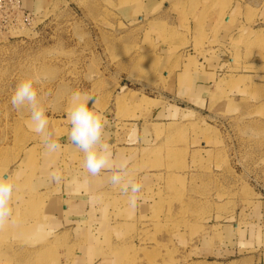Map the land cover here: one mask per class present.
Wrapping results in <instances>:
<instances>
[{"label": "rangeland", "instance_id": "374dc122", "mask_svg": "<svg viewBox=\"0 0 264 264\" xmlns=\"http://www.w3.org/2000/svg\"><path fill=\"white\" fill-rule=\"evenodd\" d=\"M147 1L49 0L30 25L0 24V176L15 186L0 264H264V52L232 44V61L210 69L216 42L188 35L225 1L161 0L145 14ZM125 6L143 20L125 22ZM24 78L54 154L10 104ZM74 91L117 126L114 158L143 185L135 208L67 145ZM42 177L51 191L33 189ZM69 193L84 204L66 224L54 200Z\"/></svg>", "mask_w": 264, "mask_h": 264}, {"label": "clouds", "instance_id": "9594fccd", "mask_svg": "<svg viewBox=\"0 0 264 264\" xmlns=\"http://www.w3.org/2000/svg\"><path fill=\"white\" fill-rule=\"evenodd\" d=\"M93 100L87 92L74 91L68 100L66 117L69 121V141L83 154V168L92 176L102 171L111 172L109 181L113 186L128 195L129 204L135 208L143 185L128 175V160L114 158L110 143L105 142L104 117L90 107ZM10 104L15 109L29 110V127L41 138L46 153L54 154L61 145L49 132V120L46 110L41 106L37 89L32 78L20 80L10 97ZM54 181L60 180L59 173H50ZM12 178L0 176V225L8 222L12 215L11 200L14 193Z\"/></svg>", "mask_w": 264, "mask_h": 264}, {"label": "crops", "instance_id": "0c3cea01", "mask_svg": "<svg viewBox=\"0 0 264 264\" xmlns=\"http://www.w3.org/2000/svg\"><path fill=\"white\" fill-rule=\"evenodd\" d=\"M49 0H24L23 5L24 9L31 14L40 12ZM161 0H148L143 3L142 10H145V14H149V11L153 6H158ZM219 9L213 10L210 13L209 18L201 24L200 22L196 26H192L190 29L189 37L193 38H206L212 42H216L214 47H210V44L205 43L206 50L214 51L218 55V59L214 58L217 62L208 66V68L213 69L218 66H223L227 61L231 62L232 60L228 58L227 53L229 52V46L235 45L238 47L236 54L243 52V47L252 46L254 51L256 50L257 57H260V53L264 52V0H224ZM228 6V7H227ZM120 16L124 19L125 22H133L136 20L142 21V15L135 16L134 11L129 9V6L122 7L119 10ZM122 19V20H123ZM197 45L201 47L203 43H200L198 39L197 43L192 41V47ZM262 50V52H261ZM222 57L228 59H222ZM257 61V60H256ZM258 61H262V58H258ZM259 66H264L263 64H258ZM208 77V76H207ZM209 77H213V72L210 71ZM254 77L259 78V80L264 81V74H257ZM253 78V77H252ZM194 82V77H193ZM203 84L206 80L202 79ZM261 86V84L259 85ZM264 88V84H263ZM112 123L105 122L104 137L105 142L110 143L111 146L118 142V133L117 126H112ZM146 132V131H145ZM144 133V132H142ZM142 133L138 134L141 138ZM69 148H72L74 151H80L75 147L67 138ZM60 143V142H59ZM61 144V143H60ZM67 148V146H66ZM42 180H37L33 182V189L43 190V193L51 191L54 182L52 179L47 177H42ZM48 188H50L48 190ZM47 190V191H46ZM80 194L69 193L64 194L58 199H55L54 202L60 203L63 207L61 215L66 217V224L73 223V216H76V212L84 204L77 197ZM72 196V197H71ZM64 197V198H63ZM57 198V197H55ZM81 221V220H80ZM8 225V223H4ZM51 224V223H50ZM58 226L56 223H52V226ZM61 225V223H60ZM210 242V241H209Z\"/></svg>", "mask_w": 264, "mask_h": 264}, {"label": "built area", "instance_id": "2783aa9c", "mask_svg": "<svg viewBox=\"0 0 264 264\" xmlns=\"http://www.w3.org/2000/svg\"><path fill=\"white\" fill-rule=\"evenodd\" d=\"M32 17L24 9L23 0H0V24L17 26L20 22L30 25Z\"/></svg>", "mask_w": 264, "mask_h": 264}, {"label": "bare ground", "instance_id": "6f19581e", "mask_svg": "<svg viewBox=\"0 0 264 264\" xmlns=\"http://www.w3.org/2000/svg\"><path fill=\"white\" fill-rule=\"evenodd\" d=\"M3 228V227H2Z\"/></svg>", "mask_w": 264, "mask_h": 264}]
</instances>
